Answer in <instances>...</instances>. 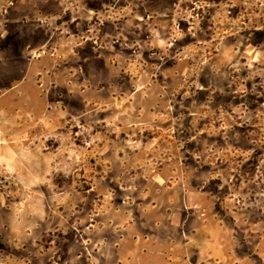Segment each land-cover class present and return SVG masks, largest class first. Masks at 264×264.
<instances>
[{
  "label": "rangeland",
  "instance_id": "rangeland-1",
  "mask_svg": "<svg viewBox=\"0 0 264 264\" xmlns=\"http://www.w3.org/2000/svg\"><path fill=\"white\" fill-rule=\"evenodd\" d=\"M126 234L264 264V0H0V264Z\"/></svg>",
  "mask_w": 264,
  "mask_h": 264
},
{
  "label": "crops",
  "instance_id": "crops-1",
  "mask_svg": "<svg viewBox=\"0 0 264 264\" xmlns=\"http://www.w3.org/2000/svg\"><path fill=\"white\" fill-rule=\"evenodd\" d=\"M21 61L22 60L20 59H10L12 66L9 70H11L13 73L15 72V70L17 72L20 71V69H15V66L20 64ZM23 78V76L18 77L16 80L17 82H15L11 87L14 88L16 86H19L22 83L21 79L23 80ZM12 124L13 126L17 125L18 129H29L33 128L31 124H34V122L28 119L23 120L22 122L13 121ZM43 126H47L48 128H50L48 121H45V125ZM24 135H26L27 137H24ZM20 136L26 138L28 142L30 141L29 136L24 129L19 133V137ZM6 138L9 139L11 138V136H5V140ZM26 145L27 143H24L22 145V149L18 148V151L16 150L14 154H10V158L12 159V161H14L13 175L15 174L18 177H31L32 175L35 176L36 174V169L33 167V165L30 164V160H28V162L26 161V163H23L22 161L25 160L23 159V157L20 158L23 153H26L28 154L29 158H31V160H34V157H30L28 151H26L28 148L26 147ZM20 162H22L21 165ZM22 165H26V167H20ZM41 174L45 173L42 172ZM28 184L31 183H27V185ZM187 237L188 238L185 240L181 238H175V240L183 242V245H186L187 249H189L192 239L190 238V236ZM123 240V243L118 248H113L111 251H104L103 253H101L98 257V263L93 261V264H189L187 257L189 254L188 252H184V249L182 255H175L173 253V248H171V245L174 241L173 237L171 238L167 237L166 235L161 236L158 234L155 236H136V238H134L133 235L126 234Z\"/></svg>",
  "mask_w": 264,
  "mask_h": 264
}]
</instances>
